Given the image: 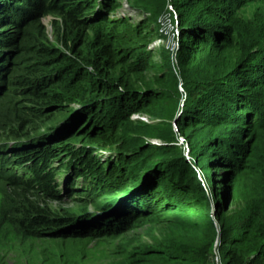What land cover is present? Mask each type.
I'll return each mask as SVG.
<instances>
[{
  "label": "trees",
  "instance_id": "obj_1",
  "mask_svg": "<svg viewBox=\"0 0 264 264\" xmlns=\"http://www.w3.org/2000/svg\"><path fill=\"white\" fill-rule=\"evenodd\" d=\"M47 1L19 0L24 3L20 10L31 7L42 17ZM117 1L110 0V11L119 7ZM136 1L147 15L142 28L116 21L123 31L102 35V41L89 51L90 59H79L92 70L86 73L93 97L87 104L89 124L80 133L99 150L115 148L119 167L105 171L116 177L115 192L121 191L120 185L127 184L125 190L132 186L131 196L115 205L118 213L100 221L105 227L99 233H89V239L97 242L93 247L102 251L101 264H212V256L219 264H264V150H257L264 112L259 111L254 94L264 87V8L256 6L264 0ZM12 2L16 1L0 0L1 21L12 13ZM64 12L68 25L81 23L78 11L68 7ZM162 17H168L175 40L165 64L153 61L148 46L155 34L145 33L152 26L156 33L154 26ZM1 35L0 45L7 37ZM7 61L0 52V81L7 78ZM75 61L66 59L67 72L78 68ZM42 79L25 83L35 89L36 104L48 105L59 97L46 91ZM180 83L187 98L176 116L181 102L172 95L178 98ZM42 111L32 107L27 112L37 116ZM153 112L157 122L137 121L132 127V115ZM126 124L131 133L123 132ZM229 125L234 130L225 129ZM136 132L139 135H133ZM177 135L188 143L195 167L185 161ZM146 137L163 144H146ZM237 143L244 148L237 150ZM37 145L11 152L17 159L0 155V172L8 171L17 187L21 180L29 188L61 196L64 182L58 178L55 189L51 175L45 176L42 166L49 162V154L38 151ZM74 162L78 166V158ZM79 163L98 168L96 174L104 173L90 156ZM28 165L30 177L20 175L17 168L26 170ZM198 172L209 174L208 189ZM13 197L11 193L5 201L10 208H3L1 225L8 224L28 237L33 229L54 226L65 217ZM84 252L85 246L41 264H84L76 260Z\"/></svg>",
  "mask_w": 264,
  "mask_h": 264
},
{
  "label": "rangeland",
  "instance_id": "obj_2",
  "mask_svg": "<svg viewBox=\"0 0 264 264\" xmlns=\"http://www.w3.org/2000/svg\"><path fill=\"white\" fill-rule=\"evenodd\" d=\"M15 1L18 3L12 2L13 11L4 21H1L4 15H0V35L3 34L4 38L7 36L0 45V52L8 59L4 71L7 78L0 81V155L6 154V158L17 159L18 156L11 152H22L47 140V144L41 147L37 145L38 151L43 149V152L49 154V162L42 168L45 170V176L51 175L54 188L58 178L64 182V187L61 196L35 187L29 188L22 184L21 180L20 187H17L13 182L15 178L6 173L8 171L0 172V264H41L42 261L47 263L54 255L59 256L60 253L82 249L84 246L86 252L79 254L76 260L81 259L84 264H101L102 251L99 246L96 249L93 247L97 242L89 239L92 237L89 233H99L105 227L100 221L118 213L115 205L131 196L132 186L125 190L127 184L123 185V188L120 185L121 191L115 192V189H118L113 186L116 177L107 173L110 166L119 167L115 148L105 147L99 150L80 133L81 129L89 124L87 104H90L89 98L93 97L89 96V80L86 73L92 70L79 59H90L89 51H93L94 46L102 41V35L123 31L122 27L115 26L116 21H127L129 25L139 24L142 28L147 15L136 0H118L119 7L113 11L108 8L110 0H49L45 8L46 13L42 17L32 11L31 7H26L23 15L24 11L21 12L20 8L24 7V3ZM84 2H87V8ZM256 6L263 9L264 1ZM68 7L81 14V23L78 26L67 24L68 14L64 9ZM154 29L156 33L153 26L145 31L150 36L155 34L148 50L152 51L153 61L165 64L168 58L171 59L169 50L175 44L168 17L159 19ZM43 49H47L48 53L43 52ZM66 59L76 60L78 68L67 72L70 68H67ZM41 77L43 79L40 83H44L46 91L59 97L57 101L51 100L48 105L36 104L35 89L28 88L25 83L26 79L31 81ZM178 92V98L172 95L178 104L181 102L176 116L181 113L187 98L182 83ZM254 94L259 111L264 112V87ZM32 107H41L43 111L37 116H32L27 112ZM155 114L153 112L132 115V127L137 121L154 124L158 121ZM240 114L245 118L244 113ZM175 124V121H171L174 131H177ZM260 127L262 140L257 148L258 152L264 150V116ZM95 128L97 126L92 127ZM219 128L221 127L213 131ZM234 128V125L225 127L228 130ZM129 129L126 124L123 132L131 133L132 129L131 132ZM21 130L22 133L19 132ZM126 138L129 140V137ZM177 138V146L181 148L185 161L195 167L188 143H185L180 135H177ZM206 138L205 135L200 141L203 143ZM143 140L149 145L163 144L148 137ZM235 148L239 150L244 146L237 143ZM49 150L53 153L50 154ZM89 156L103 169V174H96L94 171L98 168L93 169L88 163V173L83 174L87 166H82L79 162L82 159L86 162ZM75 157L78 158V166L74 162ZM69 165H72V168ZM19 169L20 175L26 174L25 176L30 177L29 165L26 170L24 166L17 168ZM198 173L203 185L208 189L209 174ZM81 174L88 176L84 178ZM78 175L81 176L80 179L77 178ZM129 175L131 176L129 173L126 175V181L130 178ZM102 181L105 182L104 185H101ZM111 190L114 191L113 194H103L104 191ZM11 193L14 194L13 200L29 201L32 205L47 209L55 216L65 217L54 226L33 229L28 237L19 229H11L8 224L1 225L4 222L3 208H10L5 201ZM22 206L25 208V205ZM89 215H93L92 220L88 219ZM91 247L93 248L90 249ZM212 257V264H219L215 256Z\"/></svg>",
  "mask_w": 264,
  "mask_h": 264
},
{
  "label": "water",
  "instance_id": "obj_3",
  "mask_svg": "<svg viewBox=\"0 0 264 264\" xmlns=\"http://www.w3.org/2000/svg\"><path fill=\"white\" fill-rule=\"evenodd\" d=\"M213 213H214V212L211 210V215H214ZM88 219H89V220H92V219H93V215H89V216H88ZM216 262H217V259H216Z\"/></svg>",
  "mask_w": 264,
  "mask_h": 264
},
{
  "label": "built area",
  "instance_id": "obj_4",
  "mask_svg": "<svg viewBox=\"0 0 264 264\" xmlns=\"http://www.w3.org/2000/svg\"><path fill=\"white\" fill-rule=\"evenodd\" d=\"M213 216V215H212ZM217 259V258H216Z\"/></svg>",
  "mask_w": 264,
  "mask_h": 264
}]
</instances>
